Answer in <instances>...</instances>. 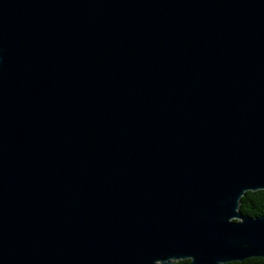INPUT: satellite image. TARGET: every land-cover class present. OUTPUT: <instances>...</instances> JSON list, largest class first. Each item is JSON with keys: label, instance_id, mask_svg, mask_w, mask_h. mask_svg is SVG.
Here are the masks:
<instances>
[{"label": "water", "instance_id": "1", "mask_svg": "<svg viewBox=\"0 0 264 264\" xmlns=\"http://www.w3.org/2000/svg\"><path fill=\"white\" fill-rule=\"evenodd\" d=\"M264 0H0V264L264 258Z\"/></svg>", "mask_w": 264, "mask_h": 264}, {"label": "trees", "instance_id": "2", "mask_svg": "<svg viewBox=\"0 0 264 264\" xmlns=\"http://www.w3.org/2000/svg\"><path fill=\"white\" fill-rule=\"evenodd\" d=\"M240 211L246 216H264V190L247 192L241 199ZM189 261H179L173 264H188ZM227 264H264V258H249L242 262H231Z\"/></svg>", "mask_w": 264, "mask_h": 264}]
</instances>
